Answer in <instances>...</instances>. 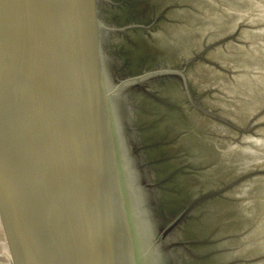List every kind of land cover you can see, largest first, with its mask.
I'll return each mask as SVG.
<instances>
[{"label": "water", "instance_id": "water-1", "mask_svg": "<svg viewBox=\"0 0 264 264\" xmlns=\"http://www.w3.org/2000/svg\"><path fill=\"white\" fill-rule=\"evenodd\" d=\"M0 264H264V0H0Z\"/></svg>", "mask_w": 264, "mask_h": 264}]
</instances>
